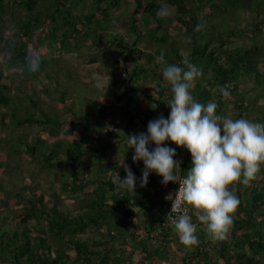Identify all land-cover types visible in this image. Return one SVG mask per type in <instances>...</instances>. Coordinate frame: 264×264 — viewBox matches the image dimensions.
<instances>
[{"label":"trees","instance_id":"obj_1","mask_svg":"<svg viewBox=\"0 0 264 264\" xmlns=\"http://www.w3.org/2000/svg\"><path fill=\"white\" fill-rule=\"evenodd\" d=\"M12 2L20 5L25 14L18 19L16 32L3 34L4 18L10 12L4 10L8 6L0 0V44L6 56V66L13 73H24L25 79L23 84L19 80L17 83L12 80L8 84H0V124L20 126L36 123L44 135L31 140L28 134L12 133L15 143L8 145V154L0 159V174L2 170L9 172L15 169L10 162L12 155H25L39 164V168L53 170L54 173L62 168L70 169L63 174L64 177L58 178L61 188L58 192L51 190V186L48 189L42 187L39 182H25L8 193L20 206L8 207L0 216V259L4 258L10 264H140L132 258L140 250L143 262L165 264L162 259L168 262L167 247L172 244L180 246L179 249L186 247L185 254L180 257L181 264H264V166L249 184L237 183L234 186L240 204L226 240L213 242L191 208L184 205L196 225L199 240L189 247L179 243L172 223L167 222L166 213L153 210L161 203L165 209L167 204L161 194L159 177L150 173L147 185L141 187L144 168L132 163L129 167L137 178L135 193L127 190L116 192L111 178L119 173L123 179L126 172L122 164L103 159L110 147L108 138L115 136L120 124L118 117L126 121L138 117L146 132L149 121L161 115L165 119L169 117L171 109L166 102L172 98V93L170 85L163 81L162 66L157 63L161 52L167 64L183 67L182 60L186 58L202 72L194 78L189 89L195 101L203 104L215 102L216 114L220 116H226L234 104L238 111H232L230 118H249L252 122L264 124V42L260 40L249 46L229 48L231 36L246 34L254 39L264 32V0ZM85 5L88 6L84 8ZM123 5L131 13L114 32L110 28L111 14ZM167 5L172 7L173 14L157 17V11L167 9ZM246 10H253L261 19L248 30L238 27L237 23L239 11ZM46 21L50 22V28L45 33L42 26ZM140 23L144 28L139 26ZM198 24H202L199 31L196 30ZM172 28L176 32L170 36ZM15 34L17 37L14 39ZM47 34L55 38L56 43L59 39L60 48L63 42L70 40L66 53L83 44L94 47L96 51L104 49L105 44L117 49L121 57L114 58L113 68L126 75L123 95L114 93L113 103L104 98L105 101L101 100L103 105L94 107L87 117L76 116L72 111L75 104L72 106L67 102L64 112L68 120L64 126L63 121L56 118V113L51 115L44 111L49 108L41 107L39 99L24 92L22 96L10 93V87L23 90L29 86L30 76L35 73L28 69L38 63L36 56L48 54L42 44ZM77 36L80 41L74 38ZM125 36L133 38L131 43L126 42ZM147 38H153L157 43L152 51L138 46ZM3 63L0 58V76ZM247 74H252L254 79V84L247 90L249 96L238 90L242 77ZM142 83H149L152 87L151 94L145 95L147 98L156 95L155 104L144 108L139 99L140 93H144ZM218 86L226 87L230 98L224 99ZM60 94L59 100L63 103L64 92ZM24 98L31 105L26 109ZM18 104L22 105L24 113ZM249 109L254 112L252 116L247 114ZM118 113L120 116H116ZM108 119L111 124L106 136H102L100 128ZM76 126H86L83 128L86 133L81 138L57 141L52 145L47 142L46 138L57 137L63 132L66 135L72 133ZM162 146L176 149L173 159L179 163L177 177H186L192 166L191 153L170 140ZM154 148V143L149 146V150ZM60 152L64 159L55 160L61 157ZM26 175L32 179L31 172L27 171ZM63 193L74 198L75 209L61 208ZM142 212L145 213L143 218ZM123 238L131 245L130 254L126 257L124 245L118 244Z\"/></svg>","mask_w":264,"mask_h":264},{"label":"clouds","instance_id":"obj_2","mask_svg":"<svg viewBox=\"0 0 264 264\" xmlns=\"http://www.w3.org/2000/svg\"><path fill=\"white\" fill-rule=\"evenodd\" d=\"M167 14L165 8L157 11V17ZM201 27L198 24L196 30ZM157 63L162 66L163 81L170 85L172 98L166 103L171 111L167 119L161 115L149 121L146 133L127 135V148L134 149L133 162L144 164L140 186L147 185L153 171L163 178L164 185L177 182L179 163L173 159L176 149L162 145L170 140L186 148L191 153L192 166L179 183L175 197L166 196L172 200L170 213L177 214L173 230L184 246L199 242L192 216L182 211V205H187L213 242L226 240L240 204L234 186L249 184L264 166V124L220 116L215 102L195 101L189 89L202 72L188 59L182 60L183 67L167 64L161 52ZM218 91L224 99L230 98L226 87L218 86ZM153 143L155 148L149 150ZM122 165L126 176L122 179L118 173L111 178L115 191L135 193L137 178L129 166Z\"/></svg>","mask_w":264,"mask_h":264},{"label":"rangeland","instance_id":"obj_3","mask_svg":"<svg viewBox=\"0 0 264 264\" xmlns=\"http://www.w3.org/2000/svg\"><path fill=\"white\" fill-rule=\"evenodd\" d=\"M3 3L6 4V6H8L9 8H11L10 10L8 7L7 9H4L7 12L9 11L10 13H8L4 18V29H2L3 34H7L11 31L16 32V23L18 19L24 17L25 11L21 9L20 5L14 4L12 0H3ZM87 6L88 5H85L84 8H86ZM46 8L47 7H45L43 10H46ZM166 8L168 10V14L172 15V7L167 5ZM11 10L13 11L11 12ZM127 10L129 9L126 8L125 5H123L122 8L120 7L118 9H115L112 12L110 28L115 30L114 32H116L121 22H126L125 16L131 13L130 10L129 12H127ZM89 11L91 10H88V12ZM239 13L240 14L237 15L238 27H243L245 30L251 28V26L255 22L261 21L259 17L255 16L256 14L253 12V10L239 11ZM139 26L141 28H144L142 23H140ZM49 28L50 22L46 21V24L42 26V31L46 33L47 29ZM171 30L172 32H170V36L175 34L176 32V30H174L173 28ZM16 37L17 35L15 34L14 39ZM46 37L47 38L42 44H44V48L46 47L45 49H47L48 54L45 56H36L38 63L36 65H32V68L28 69V71H33L35 73L34 75L30 76L29 86L24 87V91L10 87V93L22 96L24 92L32 98L39 99V105L41 107L47 106L49 108L45 109L44 111H46L47 113L49 112L51 115H55L56 113V118L58 117L60 121H63L64 126L66 125V121L68 120L67 114L64 112L65 105L67 102L72 106L73 104H75L74 109L72 111H75L76 116L87 117V114L90 115L92 113V109L94 107H96L97 105H103V102L101 100L105 101L104 98L113 103L115 100L114 93L123 95V87L125 86L124 81L126 79V75L118 71L116 68H113L115 64L114 58L121 57V53L117 49L105 44V46H103L104 49L96 51L94 47L83 44L80 46H76V48H73L71 51L66 53L65 49H67L68 47L67 42L70 40H64L65 42L62 43V47L60 48L58 45L59 39H57L56 43V39H53L49 34H47ZM74 38L77 41H80L81 39L78 36ZM125 39L126 42L131 43L133 38L125 36ZM231 39L232 41L229 45V48H233L234 46H249L253 42H258L260 40L261 42H264V32L254 39H251L246 34H242L241 36H231ZM71 44H73V42H71ZM156 45L157 43H155V40L153 38L143 40L138 44L140 48L145 47L149 51H152L156 47ZM182 54L186 55L184 52H182ZM0 58L4 61L2 74L0 76V84H8L12 80L14 83H17V80H19L23 84V81L25 79L24 73H13L12 69L6 66V56L5 53L2 51V44H0ZM253 84V75L247 74L242 77L238 90L244 91L246 93V96H249L250 93L247 90ZM141 89L144 90V93H140L139 95V99L141 100V107L144 108L147 107L148 104H155L154 98H156V95L153 94L150 99L145 96L146 93L148 95L151 94L149 93L152 89L151 85L149 83H142ZM45 90H48L49 92H45ZM61 91L64 92L65 101L63 103L59 100V96L61 97ZM24 100L25 101H23V104L26 109V107H29L31 105L28 104V99L24 98ZM21 107L22 105L18 106L19 110H23L22 113H24L25 110ZM234 110L238 111L235 105L233 104V106L228 110V112H226V117L230 118L231 112ZM249 111L250 113L247 114L252 116L254 112H252L250 109ZM22 113L20 112L19 115H22ZM116 116H120L119 113L116 114ZM117 119L120 120V124L116 129L114 137H116V140H119L117 142L116 140L110 139V141L112 142V147H109L108 153L106 152L103 155V159L109 162L120 163L122 161V158H115L114 154L115 152H120V146L124 147L127 142V135L139 134L142 132L145 133L146 128L144 124L138 119V117L131 119L130 121L120 119V117H118ZM247 120L251 121L249 118H247ZM110 124L111 120L108 119L105 121V125L100 128L102 136H106V130L108 126H110ZM40 127L41 126L36 123H29L20 126H2L0 124V159H2L4 155L8 154V145L15 143L14 138L11 137L12 133L13 135L17 133H25L28 134L30 139H34L36 137H42L44 135V133L41 132ZM84 127L86 128V126H76L73 128V132L70 134L66 135L63 134V132L57 137L46 138V140L50 145H52L53 142L57 141L68 142L70 140L79 139L81 138L80 136H83L86 133L85 129H83ZM120 139H123L126 142H122L120 141ZM61 145L63 146L64 143H62ZM60 154L61 157H58L55 160H62L61 158L64 159L62 152H60ZM133 154L134 151L132 152L131 158ZM10 162L13 164V166H15V169H12L13 171L10 170L9 172L2 170V173L0 174V188H2V191L0 193V216L5 213L6 208H15L17 206H20L19 203L14 202L16 199H11L10 194H8L14 191L16 186H20L22 183L25 182H32L35 184L39 182L42 187L48 189L49 186H51V190L58 192L61 189L58 178L63 176V174H66L65 172L70 169L62 168L61 171H58V173H54L52 172L53 170H47L41 167L39 168V164L30 160L29 158H27V156L25 157V155H20L19 157L12 155ZM126 165L130 166L131 164L129 163ZM137 165L139 168H144L143 161H137ZM27 171L32 173V179L30 175H26ZM162 179L163 178L161 177L160 186ZM2 192H4L3 196ZM161 194L164 199H166V196H168L164 194L163 191H161ZM166 200L168 203V199ZM60 203L62 209H75L74 198L68 196L67 194H62V200L60 201ZM166 209L167 207L163 209V212L166 213ZM186 211L188 212L187 207ZM141 216L142 218L145 217V213L142 212ZM163 219L166 220V217L163 216ZM134 222L135 221H133V223ZM140 239H138V241ZM140 241H142V239ZM150 242L152 243V240L149 241V243ZM118 244L124 245L125 257L130 254L131 245L128 244L124 238L120 239ZM179 248L180 246L174 247L172 244L167 247L169 258L166 264H181L180 257L185 254L186 247H183L181 249ZM132 258L135 262H140V264H150L149 262H143V260H141L142 253L140 252V250L138 253L133 254ZM162 262L165 263V260L162 259ZM0 264H10V262L5 261L4 258H1Z\"/></svg>","mask_w":264,"mask_h":264},{"label":"built area","instance_id":"obj_4","mask_svg":"<svg viewBox=\"0 0 264 264\" xmlns=\"http://www.w3.org/2000/svg\"><path fill=\"white\" fill-rule=\"evenodd\" d=\"M184 178L185 177L178 176L177 177V182H169L167 185H164V184L161 183L160 187H161L163 193L166 194V195L171 194L173 196V198H174L176 193L178 192L179 187H180L179 183L182 182V180ZM166 207H167V209H166L167 220L170 223H172L173 220H175L176 216H177V214H175V213H170L171 212V207H172V200H168V203H167ZM182 211H186L184 205H182Z\"/></svg>","mask_w":264,"mask_h":264},{"label":"crops","instance_id":"obj_5","mask_svg":"<svg viewBox=\"0 0 264 264\" xmlns=\"http://www.w3.org/2000/svg\"><path fill=\"white\" fill-rule=\"evenodd\" d=\"M110 139L116 140V137L108 138L109 145H110V147H112V142L110 141ZM118 140L119 139H117L116 141L118 142ZM124 141L125 140H123L122 142H124ZM126 144H127V142H126ZM126 144L124 145V147H121V146L119 147L120 148V152H115V154H114L115 158L116 157H121L122 158V161L120 162V164H129V163L132 164L133 163L134 165H136L138 167L137 162L134 163L132 158H131V155H132V152L134 151V149H128L127 147H125ZM107 153H108V150H107ZM151 173H154V172H151ZM158 177H159L158 179H159V184H160L161 176H158ZM162 207H164L163 203L157 205L153 210L155 212H162V210H163ZM165 264H166V262H165Z\"/></svg>","mask_w":264,"mask_h":264}]
</instances>
